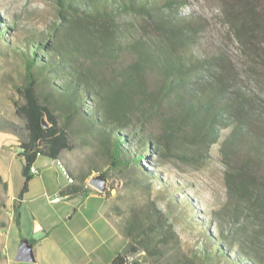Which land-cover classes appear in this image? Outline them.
Masks as SVG:
<instances>
[{
  "label": "trees",
  "instance_id": "trees-1",
  "mask_svg": "<svg viewBox=\"0 0 264 264\" xmlns=\"http://www.w3.org/2000/svg\"><path fill=\"white\" fill-rule=\"evenodd\" d=\"M52 1L55 21L23 42L21 193L36 156L56 160L68 148L55 108L96 132L110 148L112 164H140L143 151H156L197 165L212 148L223 166L224 199L210 211L216 250L205 249V256L212 264H264V90L256 64L243 76L226 51L202 40L207 19L179 15L187 0ZM217 3L236 41L246 45L262 34L254 0ZM7 29L0 28V35ZM40 77L49 84L51 101L42 103L36 94ZM128 143L139 154L126 151ZM62 167L76 182L58 195H85L83 177ZM0 187L7 189L1 177ZM126 254L110 264H127Z\"/></svg>",
  "mask_w": 264,
  "mask_h": 264
},
{
  "label": "rangeland",
  "instance_id": "rangeland-1",
  "mask_svg": "<svg viewBox=\"0 0 264 264\" xmlns=\"http://www.w3.org/2000/svg\"><path fill=\"white\" fill-rule=\"evenodd\" d=\"M254 2L263 17V32L253 35L252 42L246 45L234 39L217 0H187L179 15L206 18L202 40L226 51L243 76L255 63L264 90L261 73L264 72V0ZM0 19V28L8 27L0 35V130L13 135L19 143L18 134L24 137L27 134L26 120L19 112L25 104L23 90L28 52L23 42L31 33L46 30L55 21L54 4L52 0H0ZM253 44L255 54L251 51ZM49 89V84L40 77L35 90L42 103L49 100L46 97ZM83 107L88 110L91 105L83 104ZM54 114L65 132L68 146L57 159H65L70 176L83 177L81 184L89 188L87 193L99 196L84 202L75 220L77 231L81 233L90 235L92 229L98 231L92 245L78 247L60 243L62 251L74 263L110 264L118 253L126 250L127 264H212L205 256V249L216 250L209 238L215 234L210 211L220 206L224 199L223 166L215 150L211 148L208 157L197 165L156 151H143L145 159L140 164H112L110 148L103 146L96 132L88 131L78 118L64 110L55 108ZM123 148L133 156L139 154L131 143ZM10 153L12 179L15 188L20 189L25 159L15 147ZM43 161L48 165L39 168L41 176L56 189L70 186L55 161L40 157L38 164ZM95 177L105 181L103 189L90 185L89 180ZM82 196L84 194L68 202L82 207ZM49 197L53 196L46 194L40 199L48 207L46 211L57 206L49 204ZM5 203L6 191L0 187V224H7L10 216ZM97 207H100L99 213ZM46 242L37 246V250L45 254L40 264H53L54 257L49 249L52 240ZM3 254L0 246V264H4Z\"/></svg>",
  "mask_w": 264,
  "mask_h": 264
},
{
  "label": "crops",
  "instance_id": "crops-1",
  "mask_svg": "<svg viewBox=\"0 0 264 264\" xmlns=\"http://www.w3.org/2000/svg\"><path fill=\"white\" fill-rule=\"evenodd\" d=\"M13 147L20 152L16 138L9 133L0 131V177L7 187L5 206L10 214L6 227L0 229V246L3 248V255L5 258L4 264L42 263L45 254L37 250V246L47 243L46 241L50 240H52V245H46L49 246L51 254L54 257L53 264H76L71 257L62 251L60 243L67 242V246L72 244L78 247L92 245L93 236L97 234L98 231L92 229L90 235L81 233V231H77V223L75 220L76 216L80 214V210L82 211L83 203L90 198L99 196L92 192H86V194L82 196V207H75L73 203L68 202L76 197L62 198L59 196V202H51L52 198L58 196L61 187L57 189L54 188V185H52L48 179L41 176L42 174L39 168L48 165L44 161L38 164L40 157L44 156H36L32 165L38 169L39 173L37 176L31 177V179L27 181L26 191L21 193L25 182L23 172L20 189L15 188L11 175L10 163L12 162V155L10 150H12ZM19 156H22L21 152ZM57 160L69 171L65 159H56L52 161L56 162ZM37 177L38 180L36 179ZM46 194L53 196L52 198L49 197V204L57 205L50 211H46L48 207L44 202L40 201L42 196ZM96 212H100V207L96 208ZM101 212L103 213V209ZM31 240H36L38 243L32 245L30 243ZM21 241L30 249L33 258L32 261L17 259L18 251L22 244ZM83 248L86 249V247ZM10 250L12 251L10 252Z\"/></svg>",
  "mask_w": 264,
  "mask_h": 264
},
{
  "label": "water",
  "instance_id": "water-1",
  "mask_svg": "<svg viewBox=\"0 0 264 264\" xmlns=\"http://www.w3.org/2000/svg\"><path fill=\"white\" fill-rule=\"evenodd\" d=\"M42 126L46 128L45 124H43ZM89 183L91 186H94L98 189H103L105 186V181L102 180L100 177L91 178L89 180ZM17 259L23 261H32L33 259L30 249L27 248L24 243H22L21 247L19 248Z\"/></svg>",
  "mask_w": 264,
  "mask_h": 264
},
{
  "label": "built area",
  "instance_id": "built-area-1",
  "mask_svg": "<svg viewBox=\"0 0 264 264\" xmlns=\"http://www.w3.org/2000/svg\"><path fill=\"white\" fill-rule=\"evenodd\" d=\"M19 150H20V152H22L21 149H19ZM56 165L59 168V170L62 172L64 177L66 178L67 182L69 184L72 183L73 181H72L71 177H69L67 175V173L65 172V170L63 168H61V163L58 160L56 161ZM38 173H39L38 169L34 165H31L30 168H29V174L34 177V176H37ZM59 201H60V197L59 196H56V197L51 199V202H53V203H57Z\"/></svg>",
  "mask_w": 264,
  "mask_h": 264
}]
</instances>
